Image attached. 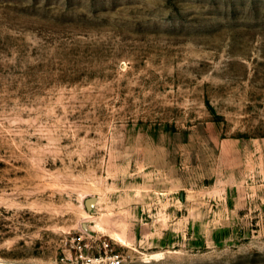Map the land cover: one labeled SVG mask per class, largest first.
I'll return each mask as SVG.
<instances>
[{
  "label": "rangeland",
  "instance_id": "1",
  "mask_svg": "<svg viewBox=\"0 0 264 264\" xmlns=\"http://www.w3.org/2000/svg\"><path fill=\"white\" fill-rule=\"evenodd\" d=\"M248 143L264 0H0V264H264Z\"/></svg>",
  "mask_w": 264,
  "mask_h": 264
},
{
  "label": "crops",
  "instance_id": "2",
  "mask_svg": "<svg viewBox=\"0 0 264 264\" xmlns=\"http://www.w3.org/2000/svg\"><path fill=\"white\" fill-rule=\"evenodd\" d=\"M242 151L244 152H250V153H244L242 154L243 160H247L248 162L252 161H261L264 159V155L260 154L258 152L263 151L264 152V143H248L243 145ZM250 171V169H249ZM256 172L259 174V172H262L258 167L251 168L250 173ZM263 173V172H262Z\"/></svg>",
  "mask_w": 264,
  "mask_h": 264
},
{
  "label": "built area",
  "instance_id": "3",
  "mask_svg": "<svg viewBox=\"0 0 264 264\" xmlns=\"http://www.w3.org/2000/svg\"><path fill=\"white\" fill-rule=\"evenodd\" d=\"M98 262L102 264H124V258L122 255H114L98 260Z\"/></svg>",
  "mask_w": 264,
  "mask_h": 264
}]
</instances>
